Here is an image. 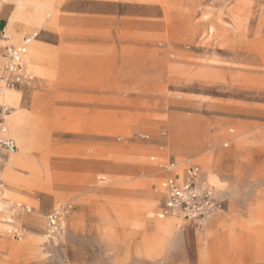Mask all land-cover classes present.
<instances>
[{"label":"rangeland","instance_id":"1","mask_svg":"<svg viewBox=\"0 0 264 264\" xmlns=\"http://www.w3.org/2000/svg\"><path fill=\"white\" fill-rule=\"evenodd\" d=\"M7 1L0 56L37 33L45 75L0 99L23 141L0 170V264H264V0H49L35 29ZM169 163L224 201L209 225L158 218ZM57 202L74 211L49 236Z\"/></svg>","mask_w":264,"mask_h":264},{"label":"built area","instance_id":"2","mask_svg":"<svg viewBox=\"0 0 264 264\" xmlns=\"http://www.w3.org/2000/svg\"><path fill=\"white\" fill-rule=\"evenodd\" d=\"M37 33L26 38L22 45L17 47L5 45L3 54V67L0 74V99L6 90H19L28 87L33 77L22 62L26 46ZM10 113L9 107L0 100V170L3 169L10 154L16 152V145L6 132L5 117ZM165 172L170 175L177 171L175 164L164 166ZM5 185L0 177V200ZM164 202L159 218H170L185 222L192 228H200L204 220L211 214L222 212L224 202L214 188L203 177L200 167L189 164L182 171L181 176H168L161 183ZM8 209L14 212L29 214L31 208L21 203H7ZM6 207V208H7ZM74 208L70 202H57L44 217V231L49 236L63 233L67 221ZM13 238L21 240V230H8Z\"/></svg>","mask_w":264,"mask_h":264},{"label":"bare ground","instance_id":"3","mask_svg":"<svg viewBox=\"0 0 264 264\" xmlns=\"http://www.w3.org/2000/svg\"><path fill=\"white\" fill-rule=\"evenodd\" d=\"M38 2V1H37ZM36 1L34 2H31L30 0L27 1L25 4L27 6L26 9L29 8L30 10V13L29 15L25 16L23 18V20L26 22V25L28 27H31V28H39L41 27L43 24L46 23V17H50V14H51V7L49 6V0H45L44 3L42 4H39L37 3ZM20 5V4H19ZM21 11V10H20ZM19 11V12H20ZM18 12V11H17ZM18 12V13H19ZM16 14V13H15ZM17 15V14H16ZM13 33L15 34V36L20 40L21 39V33H24L22 31H13ZM23 35V34H22ZM8 39H10L9 37H7ZM32 40L30 41V43L26 46L25 48V54L23 55L22 57V62H23V65L25 67V69L34 74L36 77H39V76H44L45 75V69H44V66L41 64V61L34 55H30L28 54V51L30 49V44H31ZM19 46V45H18ZM17 47V46H16ZM3 67V66H2ZM2 99L4 101H6L9 105H11L12 107H17L18 106V100H19V95L17 93V91L15 90H6L3 95H2ZM2 101V103L7 106L4 102ZM8 107V106H7ZM31 112L32 114H36L39 112V105H38V101H37V98L36 96H33L32 98V103H31ZM6 125V132L4 135L8 136V137H12L13 139H15L18 143V145L20 146L21 144H23V141H21V139H18L17 138V130L15 127L13 126H9L7 124ZM9 131V132H7ZM176 139V138H175ZM15 153V152H14ZM14 153L10 154L9 156L13 155ZM11 162H9V165L11 166ZM6 166V165H5ZM3 170V169H2ZM12 175V174H11ZM14 177H17V176H14ZM2 178V177H1ZM213 178H215V176H212L211 177V181H216L214 180ZM11 182V181H10ZM17 184V183H16ZM1 201H2V197H1V200H0V206H1ZM213 214L209 215L206 219L208 220H204V223L205 221L207 222V224L209 225L213 219ZM165 222H172V221H179V220H175V219H164ZM162 221V222H158L157 225L159 227H164L165 225V222ZM11 223V220L8 218L6 219V222L5 224H9ZM7 226V225H5ZM12 250L14 252H20L21 251V247L20 246H14L12 247Z\"/></svg>","mask_w":264,"mask_h":264},{"label":"crops","instance_id":"4","mask_svg":"<svg viewBox=\"0 0 264 264\" xmlns=\"http://www.w3.org/2000/svg\"><path fill=\"white\" fill-rule=\"evenodd\" d=\"M0 2L1 3H3V4H5V5H11V4H9L8 3V1L7 0H0ZM13 6V5H12ZM14 8V7H13ZM13 10V9H12ZM12 12V11H11ZM10 15H11V13H10ZM10 17V16H9ZM8 17V18H9ZM8 20V19H7ZM6 22L7 21H4L3 19H0V30H3L2 32H4V27H5V24H6ZM30 36H32V34H29L28 36H26V37H24L23 39H22V41H21V43L19 44V45H22L23 44V41L26 39V38H28V37H30ZM2 55L0 56V71H1V67L3 66V54H4V47H2ZM25 54V53H24ZM2 57V58H1ZM0 74H1V72H0ZM18 93V95H19V98H20V93L19 92H17ZM18 103H19V100H18ZM16 148H17V146H16ZM17 151V150H16ZM197 165V164H196ZM199 166V165H198ZM200 167V166H199ZM181 174H182V171L181 172H178V171H175L174 173H172V174H170V175H172V176H181ZM202 175H203V173H202ZM203 177H204V175H203ZM205 178V177H204ZM163 181V180H162ZM162 181H161V183H162ZM161 183L159 184V187H158V189H159V195L161 196V201H160V205H159V212H158V214H157V216H158V218H159V213H160V211H161V208H162V205H163V202H164V195H163V192H162V190H161ZM210 184V183H209ZM211 185V184H210ZM212 186V185H211ZM215 190V189H214ZM216 191V190H215ZM216 193L218 194V192L216 191ZM224 202V201H223ZM74 211V210H73ZM73 213V212H72ZM159 219H161V218H159Z\"/></svg>","mask_w":264,"mask_h":264}]
</instances>
